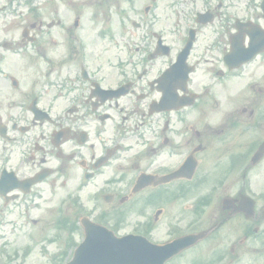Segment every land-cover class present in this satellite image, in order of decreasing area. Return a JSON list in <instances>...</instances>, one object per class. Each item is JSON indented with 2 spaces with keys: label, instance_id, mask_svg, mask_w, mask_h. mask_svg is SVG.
Masks as SVG:
<instances>
[{
  "label": "flooded vegetation",
  "instance_id": "1",
  "mask_svg": "<svg viewBox=\"0 0 264 264\" xmlns=\"http://www.w3.org/2000/svg\"><path fill=\"white\" fill-rule=\"evenodd\" d=\"M56 1L60 7L54 3L31 9V36H7L11 51L24 50L17 53L21 57L29 51L32 59L29 67L3 69L16 74L17 80L7 81L0 90V107H7L1 110L0 126L1 121L7 126V137L0 136V161L11 162L23 144L32 159L26 165L29 175L53 169L50 155H56L58 148L52 132L59 119L33 123L27 115L32 101L38 107H51L60 95L76 93L90 119H95L99 115L91 101H100L95 83L104 89L139 85V97L150 103L161 97L156 88L163 87V81L165 86L182 87L183 80L185 93L179 94L184 100L190 97L191 104L162 113L158 122H140L144 129L125 138L128 149L135 148L125 162L129 166L141 160L137 171L136 164L127 169L132 183L140 172L169 174L183 166L184 175L193 171L191 180L203 170L206 182L215 181L226 192L235 188L225 195L232 201L230 209L221 210L223 214L238 212L245 195L260 198L251 173L264 166V0ZM84 20L98 33L87 42L79 33ZM106 28L109 35L101 36ZM105 38L109 43L101 46ZM190 38L191 49L181 62ZM174 64L178 72L166 78L164 73ZM132 75L146 80L131 81ZM138 112L143 114L141 109ZM22 120L28 127L23 132ZM67 143L62 141L58 147ZM92 147L82 144L77 153L87 157L80 159L100 157L102 152L95 154ZM256 152L261 157L252 158ZM182 181L187 179L146 187L144 198L158 201L163 195L164 200L174 201L180 197ZM6 203L0 197V228L5 209L10 214L15 210V203ZM254 217L264 218V207Z\"/></svg>",
  "mask_w": 264,
  "mask_h": 264
},
{
  "label": "rangeland",
  "instance_id": "2",
  "mask_svg": "<svg viewBox=\"0 0 264 264\" xmlns=\"http://www.w3.org/2000/svg\"><path fill=\"white\" fill-rule=\"evenodd\" d=\"M2 0H0L1 2ZM229 230H227L228 232ZM225 232V231H224ZM218 234L213 236V239H212V243L209 245L211 246L212 244L216 245L218 248L221 249V251H225V257L222 261L218 262L217 264H264L262 263V261L264 260V258H261L258 257V256H253L251 254H239V255H235L234 258H233V261L230 262L228 260V257H227V248L229 246L230 243H232V238L230 237L229 239H226L228 238V235H226L225 233L222 232L221 235H219L218 237ZM255 240L258 242V243H264V238L260 241H258L259 239L258 238H255ZM256 241L252 240L249 244L252 245L253 243H257ZM249 245V246H250ZM207 247L204 246L203 249H206ZM248 248L246 247L244 249L247 250ZM211 250V249H210ZM204 251H207L204 250ZM195 254L193 251L192 252H189V254H187L188 258L190 256H194L195 257ZM179 259V258H178ZM176 261V260H175ZM175 263V262H173ZM175 264H187V258L186 257H182L180 258Z\"/></svg>",
  "mask_w": 264,
  "mask_h": 264
},
{
  "label": "water",
  "instance_id": "3",
  "mask_svg": "<svg viewBox=\"0 0 264 264\" xmlns=\"http://www.w3.org/2000/svg\"><path fill=\"white\" fill-rule=\"evenodd\" d=\"M117 244L122 245L123 250H125V245H127L128 242L117 241ZM89 247H96L95 242L93 241V237L88 240L85 247L77 252L75 259L70 264H118L117 262L110 260L108 254H103L98 250H91L87 252L88 254L95 252V255L93 257H88L86 253L83 252L84 250H89ZM142 252L143 251H141L140 253ZM122 261V264H143V257L134 256L131 261L130 258H127L125 256V253L123 252Z\"/></svg>",
  "mask_w": 264,
  "mask_h": 264
}]
</instances>
